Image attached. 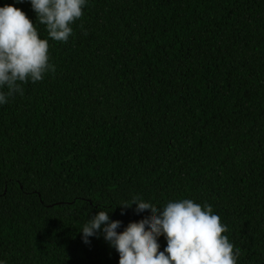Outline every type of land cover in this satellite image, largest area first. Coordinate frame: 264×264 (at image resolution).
Returning a JSON list of instances; mask_svg holds the SVG:
<instances>
[{"label": "trees", "instance_id": "1", "mask_svg": "<svg viewBox=\"0 0 264 264\" xmlns=\"http://www.w3.org/2000/svg\"><path fill=\"white\" fill-rule=\"evenodd\" d=\"M4 4L35 21L28 0ZM83 12L68 42L49 39L55 72L0 106V259L118 264L79 229L98 210L113 208L117 231L147 218L117 205L138 195L211 205L237 264H264V0H88Z\"/></svg>", "mask_w": 264, "mask_h": 264}, {"label": "clouds", "instance_id": "2", "mask_svg": "<svg viewBox=\"0 0 264 264\" xmlns=\"http://www.w3.org/2000/svg\"><path fill=\"white\" fill-rule=\"evenodd\" d=\"M28 2L35 21L13 4L0 6V106L17 95L23 96V84H35L55 72L49 39L68 42L73 34L72 25L88 4V0ZM37 22L45 26L46 37L41 38L34 26ZM117 205L122 209L135 205L137 214L150 215L138 222L130 221L122 231H117L122 222L110 219L113 208L98 210L87 218L79 232L86 244L90 237L102 236L118 253V264H237L240 249L222 234L227 232V225L207 203L201 205L183 198L158 206L133 195L129 202ZM161 236L166 240L163 250L158 242ZM0 264L7 262L0 259Z\"/></svg>", "mask_w": 264, "mask_h": 264}]
</instances>
